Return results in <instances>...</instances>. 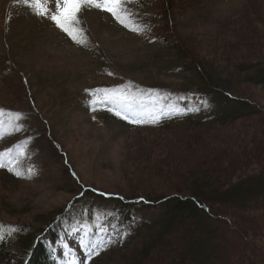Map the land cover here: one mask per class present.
I'll use <instances>...</instances> for the list:
<instances>
[{"label":"rangeland","instance_id":"374dc122","mask_svg":"<svg viewBox=\"0 0 264 264\" xmlns=\"http://www.w3.org/2000/svg\"><path fill=\"white\" fill-rule=\"evenodd\" d=\"M30 4L31 0L28 4L0 0V112L4 113L0 119L5 120L0 123V161L5 164L0 168V223L42 227L49 216L66 209L74 199L97 194L107 198L112 193L130 196L135 186L143 190L150 185L140 182L138 169L146 160L158 164L159 149L163 151L168 135L181 139L194 130H157L153 135L137 131L139 123H130L129 119L145 123L155 117H179L181 109L176 102H165L162 96H172L178 90L190 93L194 78L190 71H179L180 55L152 34L149 21L159 22L155 17L160 13L157 2L151 8H144L136 0L126 5L133 19L147 26L142 33L122 26L109 13L86 8L79 16L83 44L75 43L51 21L55 0H49L47 17L35 14ZM176 4L167 25L193 52L218 60L224 52L246 58L243 56L256 53L246 50L249 44L244 41L251 39L254 47L249 46L264 56V0H179ZM238 80L236 93L264 105V87ZM116 88L137 98L131 109L97 104L93 110L90 101L95 90ZM192 109L197 113L200 106ZM116 111L129 119H122ZM13 114L21 119L14 120ZM208 131H203V137ZM211 131L241 135L233 125ZM144 139L152 141L159 152ZM157 144L162 147L157 148ZM261 159L264 155L259 162ZM254 161L256 157L249 160ZM252 163L241 171L249 172ZM151 186L160 191L169 182L160 179ZM199 202L208 205L209 213L217 217L209 202ZM200 214L197 220L212 226ZM257 216L261 217L258 221L263 220V228L258 242L249 241L260 248L258 252L253 250V257L264 255L263 208ZM213 223L219 234L215 238L208 234L206 243H214L216 254L204 260L197 258L194 264H239L233 263L231 256H235L234 250L242 249V237L224 223ZM4 233L0 228V235ZM103 234L104 229L83 223L53 247L54 256L59 264H85L90 252L101 247ZM100 260V264H123L118 255ZM141 264H158V260Z\"/></svg>","mask_w":264,"mask_h":264},{"label":"trees","instance_id":"16d2710c","mask_svg":"<svg viewBox=\"0 0 264 264\" xmlns=\"http://www.w3.org/2000/svg\"><path fill=\"white\" fill-rule=\"evenodd\" d=\"M178 1L138 0L144 8L157 2L160 13L155 17L159 22L149 21L152 34L180 55L179 71H190L194 78L190 93L178 90L172 96H162L165 102H176L181 109L179 117L150 119L135 127L151 134L157 130L165 133L194 130L181 139L168 135L163 151L162 144L156 145L160 152L151 145L152 141L142 140L159 152V159L158 164L146 160L136 176L140 182L156 185L161 179L169 182V186L160 191L150 185L143 190L135 186L130 191L131 197L122 193H112L107 198L101 194L80 197L63 211L49 216L42 227L0 223V228L5 229L0 239V264H59L53 247L83 223L104 229L101 247L90 252L85 264H100L103 256L115 255L122 256L123 264L147 260H158V264H194L197 258L204 260L216 254L214 243H206L208 234L212 238L219 234L213 221L226 224L242 237L241 250H234L236 244L229 247L235 251V256H231L233 263L264 264V255L257 253L253 257V250L258 252L260 248L249 243L251 239L258 242V233L263 228V220L258 221L261 217L257 215L261 208L264 210V160L259 162L264 155V105L235 92L240 87L238 78L246 84L264 87V56L253 48L251 39L244 41L253 46H246V50L256 53L243 56L246 58L224 52L218 60L193 52L167 25ZM197 105L200 110L195 113L192 108ZM0 121L5 123L3 118ZM228 125L235 126L241 135L211 131ZM205 130L210 132L203 137ZM255 157L257 162H249ZM250 163L253 169L241 171ZM201 199L213 206L216 218L209 213L208 205H200ZM200 212L212 226L197 220ZM204 244H208L207 248Z\"/></svg>","mask_w":264,"mask_h":264},{"label":"snow or ice","instance_id":"6c2138e0","mask_svg":"<svg viewBox=\"0 0 264 264\" xmlns=\"http://www.w3.org/2000/svg\"><path fill=\"white\" fill-rule=\"evenodd\" d=\"M22 2L28 4L29 0H22ZM129 3H131V0H55V11L51 12L50 19L58 29L67 34L77 44L85 42L83 29L79 27L81 23L79 16L86 8H94L111 14L117 22L131 31L140 33L146 31L147 26L141 25L133 19L134 14L126 7ZM30 7L35 9L37 15L49 16V0H31ZM93 95L94 98L90 101L94 106L93 110H96L95 105L97 104H119L123 108L131 109L133 103L137 100L134 95L122 88L97 89ZM108 110L113 111V108L109 107ZM115 114L121 116L122 119H129L126 115H121L120 111H116ZM3 115L4 113L0 112V116ZM13 119L19 120L21 117L19 114H13ZM155 119L158 120L159 117H155ZM129 122L143 123L144 121L132 118L129 119ZM3 167H5V164L0 161V168ZM12 170L13 168L10 167L9 171ZM0 239H3L2 235H0Z\"/></svg>","mask_w":264,"mask_h":264},{"label":"bare ground","instance_id":"6f19581e","mask_svg":"<svg viewBox=\"0 0 264 264\" xmlns=\"http://www.w3.org/2000/svg\"><path fill=\"white\" fill-rule=\"evenodd\" d=\"M263 170V169H262ZM262 176V175H261ZM250 198V197H249ZM104 200V199H103ZM244 200V199H243ZM249 200V199H248ZM237 202V201H236ZM242 202V201H241ZM240 202V203H241ZM250 202V201H249ZM244 203V202H243ZM233 204V203H232ZM235 204V203H234ZM239 204V203H238ZM246 204V203H245ZM239 207V206H238ZM229 208H231V207H229ZM237 208V207H236ZM240 208V207H239ZM243 208V207H242ZM247 208V207H246ZM233 209V208H232ZM238 209V208H237ZM249 209H251V208H249ZM231 210V209H230ZM240 210V209H239ZM234 214V213H233Z\"/></svg>","mask_w":264,"mask_h":264}]
</instances>
